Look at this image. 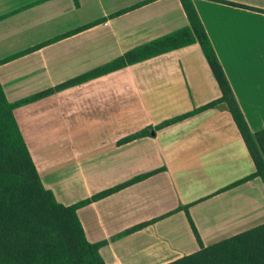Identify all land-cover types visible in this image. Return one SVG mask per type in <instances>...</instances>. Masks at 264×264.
Instances as JSON below:
<instances>
[{
    "label": "crops",
    "instance_id": "obj_1",
    "mask_svg": "<svg viewBox=\"0 0 264 264\" xmlns=\"http://www.w3.org/2000/svg\"><path fill=\"white\" fill-rule=\"evenodd\" d=\"M223 1L243 7L193 3L256 134L264 130V0ZM78 3L0 0V62L39 47L0 64L10 103L190 26L180 0ZM220 97L194 43L18 106L14 116L57 202L129 183L77 212L88 241L103 243L105 264H170L200 250L196 232L208 247L264 225L262 179L228 188L256 165L225 103L126 141Z\"/></svg>",
    "mask_w": 264,
    "mask_h": 264
},
{
    "label": "trees",
    "instance_id": "obj_2",
    "mask_svg": "<svg viewBox=\"0 0 264 264\" xmlns=\"http://www.w3.org/2000/svg\"><path fill=\"white\" fill-rule=\"evenodd\" d=\"M180 1L189 20V27L136 48L112 63L82 77L16 104L8 101L0 82V264H105L99 252L103 243L93 244L88 241L77 212L80 208L123 189L129 184L118 186L72 206L57 202L53 193L47 190L41 181L15 119V108L194 43H199L202 48L219 85L220 99L193 112L167 120L155 128H146L126 141L152 135L156 130L225 103L256 165L254 174L228 188L256 177H260L264 183V130L256 134L251 132L193 0ZM213 1L243 7V5L223 0ZM75 2L79 5L78 0ZM95 24L97 23L85 26L82 30ZM38 48L8 58L0 64L31 53ZM148 176L137 177L132 182L143 180ZM196 238L200 244V250L170 264H264V225L208 247L203 245L197 232Z\"/></svg>",
    "mask_w": 264,
    "mask_h": 264
}]
</instances>
